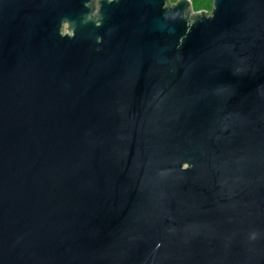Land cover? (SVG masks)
<instances>
[{
    "label": "water",
    "instance_id": "1",
    "mask_svg": "<svg viewBox=\"0 0 264 264\" xmlns=\"http://www.w3.org/2000/svg\"><path fill=\"white\" fill-rule=\"evenodd\" d=\"M212 1L0 0V264H264V0Z\"/></svg>",
    "mask_w": 264,
    "mask_h": 264
},
{
    "label": "trees",
    "instance_id": "2",
    "mask_svg": "<svg viewBox=\"0 0 264 264\" xmlns=\"http://www.w3.org/2000/svg\"><path fill=\"white\" fill-rule=\"evenodd\" d=\"M172 2H177L178 0H171ZM193 9L195 11H203L206 10L210 12L213 7V1L212 0H191Z\"/></svg>",
    "mask_w": 264,
    "mask_h": 264
},
{
    "label": "clouds",
    "instance_id": "3",
    "mask_svg": "<svg viewBox=\"0 0 264 264\" xmlns=\"http://www.w3.org/2000/svg\"><path fill=\"white\" fill-rule=\"evenodd\" d=\"M66 30H67V26H65V31H62L61 35L65 34Z\"/></svg>",
    "mask_w": 264,
    "mask_h": 264
}]
</instances>
